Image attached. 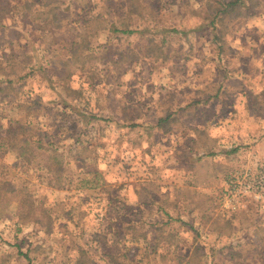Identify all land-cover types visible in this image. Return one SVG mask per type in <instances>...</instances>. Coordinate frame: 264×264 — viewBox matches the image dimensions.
Wrapping results in <instances>:
<instances>
[{"label": "rangeland", "instance_id": "rangeland-1", "mask_svg": "<svg viewBox=\"0 0 264 264\" xmlns=\"http://www.w3.org/2000/svg\"><path fill=\"white\" fill-rule=\"evenodd\" d=\"M208 1L136 0L144 15L137 18L127 15L132 0H0V67L7 55L30 76L35 93L21 98L42 103L33 132L58 137L65 127L64 155L84 128L73 122L76 113L56 108L47 83L67 69L81 40L70 85L84 81L92 94L84 102L99 119L90 133L103 137L96 151L108 179L81 188L82 173L65 161L73 182L60 189L39 160L26 165L0 150L7 178L54 218L46 233L42 223L19 222L15 203L0 209V264H109L108 254L125 264H264V197L239 188L237 208H228L231 175L264 167V9L247 4L233 31L214 43L203 18ZM127 24L129 35L113 30ZM146 27L178 31L167 34L166 59L145 55L138 29ZM218 84L224 90L213 99ZM0 103L4 131L8 117L22 113ZM160 117L167 122L157 127ZM214 167L220 174L202 189L208 177L199 171Z\"/></svg>", "mask_w": 264, "mask_h": 264}, {"label": "trees", "instance_id": "trees-1", "mask_svg": "<svg viewBox=\"0 0 264 264\" xmlns=\"http://www.w3.org/2000/svg\"><path fill=\"white\" fill-rule=\"evenodd\" d=\"M135 1L136 0H132L133 5L131 6V11L128 12L127 15L131 16L132 13H134L137 18H143V4L134 3ZM252 2L253 0L208 1L207 14L203 18L204 22H207V27L213 32L212 41L214 43H218L227 30L233 31L232 27H234V24L239 20V15L242 14L243 9L245 10L247 4H249L251 8H259V6H261L262 9H264V1L259 0L255 3ZM155 14H157V12ZM127 26L128 24L125 25L123 29L113 30L129 35L133 31ZM201 26L202 25L196 27L194 30L198 31ZM225 29L227 30L224 31ZM172 32L178 31L175 29L169 31H156L149 27L138 29V34L145 41L144 43H147L145 55L151 54L154 55L155 58L162 57L166 59L168 55L165 54H167L168 51L165 52L164 48L166 43H171L168 40V35ZM112 38L113 37L109 36L105 43H110ZM76 43L82 42L81 40L74 42V49L72 47L73 50H71L70 57L63 62L67 69L62 72H55V80H52L53 77H48L47 83L48 91L53 94L52 96L55 100L56 108L63 113L67 112V109L69 112L76 113L77 119H73V122L84 128L75 133L74 139L69 141V145H71V149L73 150L71 154L64 155L63 151L59 152L60 147L63 148L66 146V144H61L64 143L66 139V135L61 133L64 131L65 127H61L58 137L51 134L41 135L40 133L33 132L36 121L34 115L39 111L38 108H40L42 103L40 100L30 101L21 98L23 95H25L26 98H31L35 93L33 88L34 85L26 81L28 79L27 77L30 76L24 73V71L15 69L16 67H13V63H10L7 55L5 60L8 64L6 63L5 66L0 67V83L4 82L3 86L0 84V94H4L3 98L9 103L10 111L14 110L22 113L19 117H13V115L12 117H8L4 131L0 129V150L12 152L18 160L26 165H30L39 160L40 164L42 163L38 166L40 170H44L49 182H53V184L60 189H69L73 182L72 172L67 167L65 161L71 162V165L82 173V177L79 179V186L81 188L103 186L108 182V179L104 176V171H101L98 167L100 159L96 151L97 143H104L103 137H101V134L91 136L90 133L91 130L89 125H91L92 120L96 118L97 120L99 119L96 114L88 111L84 102L85 96L91 97L92 94L84 81H80L78 87L70 85V81L73 80V73L69 70V62L76 61L82 56L81 53L80 55L76 54ZM2 56L3 55H0V59L4 58ZM80 63L81 66L85 64L83 61ZM7 67H12L14 69L6 71ZM44 78L45 76L43 79ZM26 85H30L31 87L22 89ZM221 88L222 85L218 84L217 91L214 95H218ZM209 97H207L206 100H208ZM3 98H0V100H3ZM47 103L50 104L49 102ZM6 111H8L7 108ZM78 115H80V117ZM165 122H167V118L160 117L156 126L161 127ZM81 133L84 135L87 134L86 140H81ZM102 147L104 148V144ZM42 160H44V162L46 160V163H43ZM3 169V165H0V209H6L9 204L15 203V213L19 222L22 224L42 223L44 232L51 233L54 220L51 210L42 202H37L25 186L16 185L8 179ZM153 245H155L154 248L156 249L157 245L155 243H153ZM81 253L83 255L88 254L86 249H81ZM107 256H109V264H125L124 261L114 254H108ZM88 260L85 262L77 258L75 264H91L90 259Z\"/></svg>", "mask_w": 264, "mask_h": 264}, {"label": "built area", "instance_id": "built-area-1", "mask_svg": "<svg viewBox=\"0 0 264 264\" xmlns=\"http://www.w3.org/2000/svg\"><path fill=\"white\" fill-rule=\"evenodd\" d=\"M228 186L232 191V199L229 202L230 209L235 210L238 204V198L235 195L239 194V188H242L245 193H255L258 198L264 197V167L258 173L239 172L231 175L228 181Z\"/></svg>", "mask_w": 264, "mask_h": 264}, {"label": "crops", "instance_id": "crops-1", "mask_svg": "<svg viewBox=\"0 0 264 264\" xmlns=\"http://www.w3.org/2000/svg\"><path fill=\"white\" fill-rule=\"evenodd\" d=\"M221 85V84H220ZM223 90H224V88H222V92H223ZM220 92H221V90H220ZM219 92V93H220ZM210 95V94H209ZM209 95L207 96V97H209ZM219 95V94H218ZM218 95H211V96H213L214 98L213 99H215V96H218ZM206 97V98H207ZM213 99H211V100H213ZM229 107H234V106H231V105H227L226 107H225V109L227 108H229ZM216 108H219L220 110L221 109H223V107H216ZM236 108L238 109V110H243L245 107H244V105H243V103L242 102H238V104L236 105ZM247 109L249 110H251V106L249 105V104H247ZM199 175H201L202 177H204V178H202V179H207V177H208V181L204 184V185H201V188L202 189H207V188H209V185L210 184H214V182L213 181H215L216 180V176L218 175V174H220V173H218V168L217 167H214L213 169H209L207 172H205V173H200V171H199V173H198ZM195 176H198L197 174L195 175ZM201 181V180H200Z\"/></svg>", "mask_w": 264, "mask_h": 264}]
</instances>
